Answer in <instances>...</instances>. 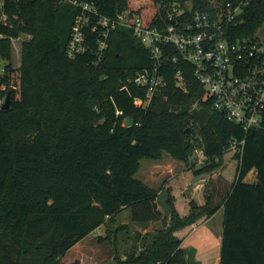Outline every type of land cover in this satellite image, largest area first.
Returning a JSON list of instances; mask_svg holds the SVG:
<instances>
[{
  "label": "trees",
  "instance_id": "obj_1",
  "mask_svg": "<svg viewBox=\"0 0 264 264\" xmlns=\"http://www.w3.org/2000/svg\"><path fill=\"white\" fill-rule=\"evenodd\" d=\"M100 16L131 9L155 17L157 3L191 4L214 14L225 0H75ZM81 8L60 0H0V264H62L67 252L130 209L133 222L159 220L160 190L167 195L169 223L152 244L115 264H199L181 247L199 225L223 211L220 264H264V130L243 128L204 99V88L186 63H168L165 85L144 107L146 88L132 82L152 67L148 51L128 30L108 39L104 61L91 50L76 60L66 51ZM264 25V0L246 9L233 29L250 37ZM27 34L21 65L12 64V40ZM94 40V39H93ZM181 70L185 90L177 86ZM122 89L123 87H125ZM123 115L117 116L116 110ZM128 117L135 124L125 127ZM190 128V131L187 130ZM244 145L228 151L232 142ZM204 163L197 164L196 151ZM168 155L187 166L161 189L136 178L141 161ZM234 162L233 177L224 174ZM219 175V187L192 195V179ZM255 170V180L247 182ZM219 197L220 199H218Z\"/></svg>",
  "mask_w": 264,
  "mask_h": 264
},
{
  "label": "built area",
  "instance_id": "obj_2",
  "mask_svg": "<svg viewBox=\"0 0 264 264\" xmlns=\"http://www.w3.org/2000/svg\"><path fill=\"white\" fill-rule=\"evenodd\" d=\"M254 1L215 3L218 11L214 14L194 10L191 4L157 3L155 17L149 19L131 9L114 17L100 16L94 5L60 0V4L72 3L82 11L75 19L66 54L76 60L94 44L93 65L98 66L105 59L110 34L117 29L128 30L152 60L151 68L129 80L146 88V98H136V102L144 107L150 104L165 85L161 71L168 63H186L204 88V99H212L228 120L240 125L246 134L252 129L264 130V37L258 35L264 25L250 37L235 38L233 32ZM175 78L177 86L185 90L181 70ZM116 115L122 116L123 111L117 109ZM244 142H232L228 151L238 152ZM195 158L204 163L202 151H196Z\"/></svg>",
  "mask_w": 264,
  "mask_h": 264
},
{
  "label": "rangeland",
  "instance_id": "obj_3",
  "mask_svg": "<svg viewBox=\"0 0 264 264\" xmlns=\"http://www.w3.org/2000/svg\"><path fill=\"white\" fill-rule=\"evenodd\" d=\"M258 35L264 37V26ZM31 37L22 34L18 39L12 40V64L14 68L21 65V46ZM7 61L0 57V75ZM4 99L0 104H4ZM190 130V128H189ZM231 152L236 153L231 150ZM203 160V158H201ZM203 163L194 166L201 167ZM223 172L229 179L233 177L234 162L226 161ZM187 166L182 162L173 160L165 155L160 162L141 161V169L136 178L144 181L151 187L161 189L166 180L183 174ZM220 170L211 175H203L192 179V195L209 190L211 186L219 187ZM255 180V170L251 171L247 182ZM167 195L165 190H160L157 200L162 213L161 219L148 223L146 226L138 225L131 220V212L127 209L118 214L114 220L95 230L81 242L71 248L62 259V264H115L116 254L125 256L132 251H140L148 248L158 233L164 229L170 220V210L165 204ZM220 199L219 197H217ZM223 233V211H218L210 220L202 223L183 240L181 247L187 252L188 257L193 255L199 264H220L221 243Z\"/></svg>",
  "mask_w": 264,
  "mask_h": 264
},
{
  "label": "water",
  "instance_id": "obj_4",
  "mask_svg": "<svg viewBox=\"0 0 264 264\" xmlns=\"http://www.w3.org/2000/svg\"><path fill=\"white\" fill-rule=\"evenodd\" d=\"M11 109V100H10V94H8L4 100V104L2 106V110L4 111H8ZM135 124V120L132 117H128L125 122H124V126L125 127H130L133 126ZM190 130L188 129L187 132H189Z\"/></svg>",
  "mask_w": 264,
  "mask_h": 264
},
{
  "label": "crops",
  "instance_id": "obj_5",
  "mask_svg": "<svg viewBox=\"0 0 264 264\" xmlns=\"http://www.w3.org/2000/svg\"><path fill=\"white\" fill-rule=\"evenodd\" d=\"M19 67V66H18ZM166 194V193H165ZM166 201V200H165ZM158 204V203H157ZM158 209L160 210V208H159V205H158ZM127 210H129L130 211V209H127ZM131 212V211H130ZM160 212H161V210H160ZM131 220H132V218H131ZM155 221H157V220H155ZM133 222V221H132ZM151 222H154V221H149V222H146V223H137V222H134V223H136V224H138V225H144V226H146L148 223H151Z\"/></svg>",
  "mask_w": 264,
  "mask_h": 264
}]
</instances>
